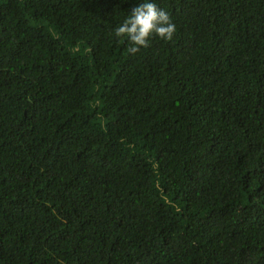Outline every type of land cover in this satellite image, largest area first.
Returning a JSON list of instances; mask_svg holds the SVG:
<instances>
[{
    "label": "trees",
    "instance_id": "1",
    "mask_svg": "<svg viewBox=\"0 0 264 264\" xmlns=\"http://www.w3.org/2000/svg\"><path fill=\"white\" fill-rule=\"evenodd\" d=\"M0 0V264H264V0Z\"/></svg>",
    "mask_w": 264,
    "mask_h": 264
},
{
    "label": "clouds",
    "instance_id": "2",
    "mask_svg": "<svg viewBox=\"0 0 264 264\" xmlns=\"http://www.w3.org/2000/svg\"><path fill=\"white\" fill-rule=\"evenodd\" d=\"M176 25L170 14L158 6L157 0H138L114 28V36L127 42V53L135 55L150 46L153 36L172 40Z\"/></svg>",
    "mask_w": 264,
    "mask_h": 264
}]
</instances>
